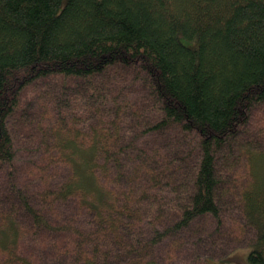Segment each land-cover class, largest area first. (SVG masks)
<instances>
[{"label":"trees","instance_id":"trees-1","mask_svg":"<svg viewBox=\"0 0 264 264\" xmlns=\"http://www.w3.org/2000/svg\"><path fill=\"white\" fill-rule=\"evenodd\" d=\"M261 109L264 0H0V264H264Z\"/></svg>","mask_w":264,"mask_h":264},{"label":"rangeland","instance_id":"rangeland-1","mask_svg":"<svg viewBox=\"0 0 264 264\" xmlns=\"http://www.w3.org/2000/svg\"><path fill=\"white\" fill-rule=\"evenodd\" d=\"M53 80L56 82V85L61 83V78L60 77H55ZM46 82H48V81H46ZM44 84H45V81H40L36 85L25 89L23 91L22 95H21V100L20 101H21L22 114L23 115H28L27 117H30V119H32V117H34L36 119L38 114L41 112L40 107L43 104V102H40L41 105L36 104L34 102L35 98L37 97V93L39 91H43L44 90V91H46L45 92V94H46V93L58 90L56 85L54 87H51L50 89L47 90V89H45L43 87ZM45 96L46 95H43V98ZM46 99H47V97H46ZM60 100L62 102L67 103L66 100L69 101L70 97L68 95V96H66L64 98H60ZM261 110L262 111H257L256 114L253 115V118L250 119L249 124L246 127V131L244 133H242L241 138L239 139V141L242 142L241 143L242 145H245L246 143H250V140L252 142H257V143L259 141L258 144H261L263 146V148H264V145H263V143H264V133L260 134V135L256 134V136H254L255 131L259 130L260 126L264 124V109H261ZM14 122L15 121H13L12 124ZM34 126H35V123L26 125L25 128L22 127V128H19L18 130H16V133H20L22 131H24V132L25 131L26 132H32ZM258 169H259V171H257V172L261 173V171H260L261 168H258ZM215 264H247V263L244 260V254L243 253H238L236 260H234L232 262L219 261V262H216Z\"/></svg>","mask_w":264,"mask_h":264}]
</instances>
